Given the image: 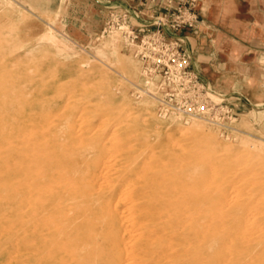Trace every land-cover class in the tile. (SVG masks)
<instances>
[{"label": "rangeland", "instance_id": "374dc122", "mask_svg": "<svg viewBox=\"0 0 264 264\" xmlns=\"http://www.w3.org/2000/svg\"><path fill=\"white\" fill-rule=\"evenodd\" d=\"M112 5L109 0H0V133L21 126L26 131L0 144V156L8 146L35 137L53 148V158L81 152L82 166L93 165L76 176L83 182L103 172L117 179L131 161L136 168L147 165L126 176L130 189L168 166H178L172 174L178 180L187 164L192 204L202 194L209 198L189 223L195 226L207 215L211 222L221 220L224 227L206 232L211 241L220 234L226 242L213 254L222 253L227 264H264V158L248 148L264 143V112H258L264 108V38H245L228 49L219 33L214 65L201 67L206 79L220 84L219 95L210 93L218 111L197 119L215 134V146L202 133L183 130L184 117L174 122L172 115L161 116L155 100L142 95V64L125 31L144 28L122 4ZM244 6L262 7L264 17V0H242ZM34 46V56L25 54ZM242 139H250L247 147Z\"/></svg>", "mask_w": 264, "mask_h": 264}, {"label": "bare ground", "instance_id": "6f19581e", "mask_svg": "<svg viewBox=\"0 0 264 264\" xmlns=\"http://www.w3.org/2000/svg\"><path fill=\"white\" fill-rule=\"evenodd\" d=\"M36 49L31 47L25 54L33 55ZM170 118L175 122L182 117L174 114ZM185 123L183 130L202 133L207 143L219 145L203 121L187 119ZM25 132L21 126L0 133V144L8 145V140ZM27 138L21 145L8 146L10 151L0 156V264H227L222 253L213 254L225 239L213 234L211 241L206 235L212 228L224 227V222H211L207 215L195 226L189 223L209 198L202 194L192 204L187 164L181 166L178 180L172 176L178 166H168L137 189L127 188L126 176L148 166L136 168L132 161L117 179L103 172V177L95 173L83 182L76 176L93 165L82 166L81 152L53 158L55 153L47 143ZM249 140L242 139L240 144L245 147ZM251 143L250 151L264 158V143ZM142 200L148 201L142 205ZM147 220L155 223L147 224ZM27 250L28 255L20 253Z\"/></svg>", "mask_w": 264, "mask_h": 264}, {"label": "built area", "instance_id": "2783aa9c", "mask_svg": "<svg viewBox=\"0 0 264 264\" xmlns=\"http://www.w3.org/2000/svg\"><path fill=\"white\" fill-rule=\"evenodd\" d=\"M198 21L195 0H168L162 14L141 24L144 29L129 27L125 31L127 45L135 46L142 64V95L155 100L161 116L206 119L218 111L208 80L194 67L183 33Z\"/></svg>", "mask_w": 264, "mask_h": 264}, {"label": "crops", "instance_id": "0c3cea01", "mask_svg": "<svg viewBox=\"0 0 264 264\" xmlns=\"http://www.w3.org/2000/svg\"><path fill=\"white\" fill-rule=\"evenodd\" d=\"M114 6L122 4L134 21L148 24L152 18L164 12L168 0H109ZM176 2L187 0H175ZM195 0L199 21L197 25L185 30L186 46L193 55L194 67L205 79L202 65H214L213 50L219 46L217 35L223 33L224 46L232 48L237 41L261 40L264 38V17L262 7H242V0ZM208 80V79H207ZM217 79L214 85L209 81L211 90L218 87ZM222 95V94H220ZM223 96V95H222ZM251 101V100H249ZM252 101L250 102V104Z\"/></svg>", "mask_w": 264, "mask_h": 264}]
</instances>
